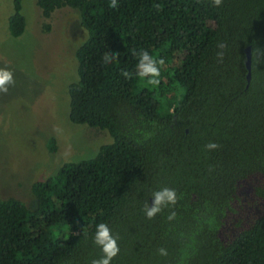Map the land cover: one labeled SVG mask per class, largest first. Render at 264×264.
<instances>
[{
  "label": "trees",
  "instance_id": "trees-1",
  "mask_svg": "<svg viewBox=\"0 0 264 264\" xmlns=\"http://www.w3.org/2000/svg\"><path fill=\"white\" fill-rule=\"evenodd\" d=\"M35 3L45 18L78 10L86 37L74 50L67 117L111 141L33 181L32 208L0 199V264H91L99 223L118 237L111 264H264V0ZM12 8L16 37L21 0ZM142 50L165 59L156 88L135 76ZM105 53L118 57L106 65ZM163 187L178 202L147 219L142 209Z\"/></svg>",
  "mask_w": 264,
  "mask_h": 264
},
{
  "label": "rangeland",
  "instance_id": "rangeland-1",
  "mask_svg": "<svg viewBox=\"0 0 264 264\" xmlns=\"http://www.w3.org/2000/svg\"><path fill=\"white\" fill-rule=\"evenodd\" d=\"M12 12V0H0V67L15 80L0 94V199L32 208L33 181L54 174L63 162L93 156L111 139L105 130L67 117V85L77 78L74 50L86 37L78 10L61 6L45 18L35 0H21L25 25L16 37L7 28Z\"/></svg>",
  "mask_w": 264,
  "mask_h": 264
},
{
  "label": "clouds",
  "instance_id": "clouds-1",
  "mask_svg": "<svg viewBox=\"0 0 264 264\" xmlns=\"http://www.w3.org/2000/svg\"><path fill=\"white\" fill-rule=\"evenodd\" d=\"M211 4L214 7H220L223 4V0H211ZM109 7L113 9L118 8V0H110ZM157 8H159V5H157ZM135 55L138 57L135 65V76L143 81L145 86L158 87L161 83V69L165 65V59L154 56L147 50H142L135 53ZM217 55L222 59V53H217ZM117 57L116 53H105L102 60L107 65L111 64ZM121 75L125 79H130L133 73L123 71ZM14 83L13 72L7 67H0V94H7L9 85H13ZM204 147L211 151L217 149L219 145L215 142H209ZM151 196L154 198L152 204L146 203L142 209L147 219H154L165 208L175 206L179 199L176 190L169 187H163L154 191ZM175 216L176 213L174 211L170 212L167 219L173 220ZM117 240L118 237L113 236L111 229L106 223L97 224L93 243L100 248L101 256L93 259L91 264H111L112 260L120 252ZM158 252L161 256H167V250L164 248H160Z\"/></svg>",
  "mask_w": 264,
  "mask_h": 264
},
{
  "label": "water",
  "instance_id": "water-1",
  "mask_svg": "<svg viewBox=\"0 0 264 264\" xmlns=\"http://www.w3.org/2000/svg\"><path fill=\"white\" fill-rule=\"evenodd\" d=\"M244 63H245V67H246V86H247L249 79H250V50H249L248 46L245 48ZM151 203H152V198H150V204Z\"/></svg>",
  "mask_w": 264,
  "mask_h": 264
}]
</instances>
